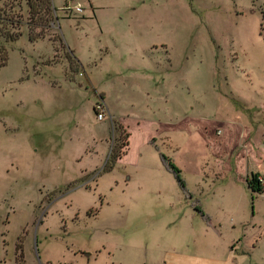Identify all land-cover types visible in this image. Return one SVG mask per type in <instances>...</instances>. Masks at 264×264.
Listing matches in <instances>:
<instances>
[{
	"label": "rangeland",
	"instance_id": "1",
	"mask_svg": "<svg viewBox=\"0 0 264 264\" xmlns=\"http://www.w3.org/2000/svg\"><path fill=\"white\" fill-rule=\"evenodd\" d=\"M89 1L109 4L99 11L100 17L150 24L149 29L159 32L156 40L166 43L174 55H184L190 46L206 54L219 45L225 56L220 65L229 66L231 86L248 101H264V0H83L82 4L88 6ZM0 7H8L9 14H18L23 21L29 17L25 0H0ZM77 15L81 13L69 11L71 18L60 20L57 31L54 12L47 36L35 42L29 40L27 25L20 27L19 38L6 41V30L19 27L0 23V45L8 53L0 67V264H18L15 245L22 231L27 235L23 250L29 264H162L165 240L175 230L158 227L170 216L161 210V199L140 186V171L116 166L99 176L94 186L96 169H89L78 181L89 189L75 182V188L67 189L82 169L103 167V155L88 149H102L94 141L107 124L96 119L94 87L83 69L75 68L60 41L64 38L84 59L95 60L98 66L93 65L89 78L109 88L104 85L109 59L100 62L105 47L96 20L78 25ZM106 43L113 45L112 40ZM112 51L109 58L116 56ZM67 58L71 67L66 72L74 81L70 84L62 82L66 73L61 66L56 72L50 69ZM54 77L60 78L59 86L52 84ZM118 137L114 150L121 153L127 137L124 132ZM261 215L264 225V206ZM196 240L209 239L200 232Z\"/></svg>",
	"mask_w": 264,
	"mask_h": 264
},
{
	"label": "crops",
	"instance_id": "2",
	"mask_svg": "<svg viewBox=\"0 0 264 264\" xmlns=\"http://www.w3.org/2000/svg\"><path fill=\"white\" fill-rule=\"evenodd\" d=\"M82 1L54 4L55 29L59 30L60 20L71 18L67 16L75 11L73 4L81 6V15L74 17L80 19L78 25L96 20L99 41L105 47L100 62L109 59L104 81L109 88L89 78L95 60L84 59L61 35L60 41L75 60V68H82L94 87L98 99L93 108L99 103L103 111V118L96 119L107 120V124L94 139L102 149H88L90 154L103 155V167H86L71 183L82 184L78 181L89 169H96L94 186L99 176L116 166L125 164L140 171V186L160 198L161 210L170 216L160 220L158 227L175 230V235L165 240L162 264H264V186L256 190L249 183L254 176L264 175V101H248L231 86L229 66L220 65L225 56L219 45L206 54L196 53L190 46L184 55L177 56L166 43L156 40L159 32L149 29L150 24L133 18L100 17L99 11L109 4L89 1L85 6ZM108 40L113 41L111 48ZM112 50L115 58H109ZM65 63H54L50 69L56 72L61 66L66 73L62 82L70 84L74 82L66 72L70 59ZM59 79L54 77L52 84L59 86ZM119 132L127 137L124 150L113 167L102 172L116 148ZM161 154L180 170L188 193ZM82 186L89 189L84 183ZM200 232L207 242L194 241ZM189 234L193 235L190 240ZM16 262L29 264L25 254L22 263L16 254Z\"/></svg>",
	"mask_w": 264,
	"mask_h": 264
},
{
	"label": "trees",
	"instance_id": "3",
	"mask_svg": "<svg viewBox=\"0 0 264 264\" xmlns=\"http://www.w3.org/2000/svg\"><path fill=\"white\" fill-rule=\"evenodd\" d=\"M25 4L28 7V13H29V17L26 21H23V19L21 18L22 16H19L18 14L16 16L15 14H11V13L9 14L8 12L10 10L8 9V7L3 8V9L2 7H0V23L12 24L13 26L17 25L19 27L16 31H12V32H10L9 30H6L5 34L3 35L6 41L15 40L19 38V36L22 35V30L20 28L22 25H27V27L29 28V40L30 41H36L40 38H45L47 36L45 33V30L50 26V22L55 18L54 12L56 10V7L54 6L53 0H25ZM3 5L4 7H6L7 3H3ZM11 7L14 8V5ZM20 8H22V6H20ZM17 16H19L20 18H16ZM263 16H264V13H263ZM35 29H39V30H35ZM7 60H8V53L6 51L5 46L1 44L0 45V67L6 64ZM95 110L97 112L96 107H95ZM118 151L119 150L113 151L109 161L106 163V165L102 169V172L108 171L113 167L115 160L120 156V153ZM161 159L166 164L168 169H170V171L174 174L182 190L188 193L186 182L184 178L182 177L180 170L164 154H161ZM100 173L101 172H98V174ZM83 180L84 179L82 178V181ZM249 183L254 189L262 190L257 180V176H254L250 180ZM74 186H75V183L72 182L68 184L67 189H70ZM87 187H89V185H87ZM197 210L201 214H203V216L206 219L208 218L205 216L201 208H197ZM23 232L24 231H22V233L18 237V241L16 243L17 260L19 259L20 262H24L23 246H24L25 233Z\"/></svg>",
	"mask_w": 264,
	"mask_h": 264
},
{
	"label": "built area",
	"instance_id": "4",
	"mask_svg": "<svg viewBox=\"0 0 264 264\" xmlns=\"http://www.w3.org/2000/svg\"><path fill=\"white\" fill-rule=\"evenodd\" d=\"M72 8L75 9L76 12L81 11V6L79 4H73ZM97 106H98L99 110H98ZM97 106H96V108L98 110V112H96L97 118L102 119L103 118L102 105L98 103ZM257 180H258L259 184L264 186V175L257 176Z\"/></svg>",
	"mask_w": 264,
	"mask_h": 264
}]
</instances>
